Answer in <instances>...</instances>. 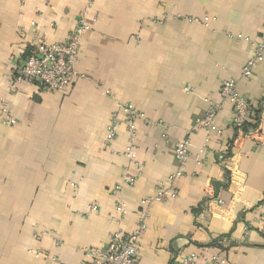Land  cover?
I'll return each mask as SVG.
<instances>
[{"label":"crops","instance_id":"crops-1","mask_svg":"<svg viewBox=\"0 0 264 264\" xmlns=\"http://www.w3.org/2000/svg\"><path fill=\"white\" fill-rule=\"evenodd\" d=\"M88 2L0 0V99L16 121L0 122V264H46L47 255L48 264H88L85 249L132 233L142 212L136 264L190 254L196 264H264V132L260 144L237 139L230 104L213 121L221 133L195 128L234 80L264 129V59L242 78L252 47L235 38L261 39L264 0ZM82 15L81 78L59 92L13 83L33 35L64 42ZM127 104L143 115L128 155ZM113 118L117 137L106 145ZM185 141L181 166L175 147ZM177 172L175 199L144 203Z\"/></svg>","mask_w":264,"mask_h":264},{"label":"built area","instance_id":"built-area-1","mask_svg":"<svg viewBox=\"0 0 264 264\" xmlns=\"http://www.w3.org/2000/svg\"><path fill=\"white\" fill-rule=\"evenodd\" d=\"M93 0H89L88 8H91ZM207 20V19H206ZM189 21H191L189 19ZM196 22V20H193ZM89 29L85 17L82 15L73 29L68 39L61 43L49 44L47 41L38 35H33L31 41L33 47L29 54L24 59L18 62L12 74L13 83H35L50 92L63 91L70 86L72 81L82 76L77 73L76 66L80 59V39L81 36ZM237 40L247 42L252 47V54L244 64L241 77L250 79L253 76L254 70L259 63L264 59V31L261 39L252 41L249 38L236 36ZM220 101L212 103L206 115L196 121L195 128L205 130H215L221 133V129L216 128L213 124L219 110L227 104L233 107V118L230 123L231 128L235 132V137L248 138L256 143H261V136L263 135V125L260 116L257 127L249 132H244V126L247 123L254 122V114L249 107L247 101L240 96L237 91V83L234 80H226L222 83L219 91ZM121 111L125 114V122L127 131L129 132L130 146L126 148L125 153L133 149V141L135 139V121L143 119V115L137 112L131 105H122ZM0 122L3 125L13 126L16 121L10 115L8 107L4 100L0 99ZM118 121L112 119L108 125L105 134V143L110 145L117 137ZM202 153V151H200ZM189 157L188 142L179 143L175 147V158L182 166ZM141 171L140 167H136ZM181 176V172L169 176L165 184H161L156 191V195L144 201L146 204L159 203L165 199H175L177 197V190L175 187L176 180ZM135 177L125 176L122 181L123 184L129 186L134 185ZM122 185H117L112 190V194L117 196L122 188ZM222 204V201H218ZM90 212H96L97 207L90 206ZM117 213L125 215V207L120 202L116 207ZM147 213L140 214L139 223L135 230L126 235L123 232L117 231L110 235L108 242L101 248L85 249V257L88 264H136L139 254L140 242L146 234V218ZM39 254H36L38 257ZM52 260V259H51ZM198 257L195 254H190L182 259L181 264H196ZM48 264L49 255L45 257ZM211 263L223 262L219 258L213 257Z\"/></svg>","mask_w":264,"mask_h":264},{"label":"trees","instance_id":"trees-1","mask_svg":"<svg viewBox=\"0 0 264 264\" xmlns=\"http://www.w3.org/2000/svg\"><path fill=\"white\" fill-rule=\"evenodd\" d=\"M31 49L32 48H29V50H31ZM260 112L261 111H259V113H255L254 114V122L253 123H247V124H245V126H244V132L245 133L246 132H249V131H252V130H254L257 127L258 122L260 120Z\"/></svg>","mask_w":264,"mask_h":264}]
</instances>
